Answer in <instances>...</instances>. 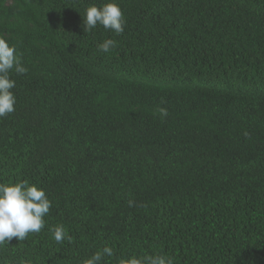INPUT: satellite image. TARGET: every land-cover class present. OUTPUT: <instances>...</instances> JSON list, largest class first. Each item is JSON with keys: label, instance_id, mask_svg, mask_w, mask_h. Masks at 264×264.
I'll list each match as a JSON object with an SVG mask.
<instances>
[{"label": "trees", "instance_id": "trees-1", "mask_svg": "<svg viewBox=\"0 0 264 264\" xmlns=\"http://www.w3.org/2000/svg\"><path fill=\"white\" fill-rule=\"evenodd\" d=\"M110 2L123 33L85 32ZM0 37L27 69L0 119V183L52 202L0 264H84L105 246L101 264H264V0H0Z\"/></svg>", "mask_w": 264, "mask_h": 264}, {"label": "clouds", "instance_id": "clouds-1", "mask_svg": "<svg viewBox=\"0 0 264 264\" xmlns=\"http://www.w3.org/2000/svg\"><path fill=\"white\" fill-rule=\"evenodd\" d=\"M106 31L120 35L124 31L125 20L121 8L116 3H107L102 7L89 6L83 18L84 31L88 32L97 26ZM117 46V41L108 39L98 45L99 51L108 53ZM26 74L27 69L22 65L21 58L15 46L0 37V119L15 111L16 97L12 91L15 80L11 73ZM161 118L168 116L166 108H158ZM131 206V202H130ZM52 202L43 189L28 181L16 183H0V245L11 243L13 238L23 241L29 233H39L45 227L44 217L49 214ZM53 238L57 243L65 239V229L57 226L53 230ZM114 250L105 246L101 251L93 254L84 264H101L103 257H111ZM119 264H173L166 256H148L144 258L131 257L121 260Z\"/></svg>", "mask_w": 264, "mask_h": 264}]
</instances>
